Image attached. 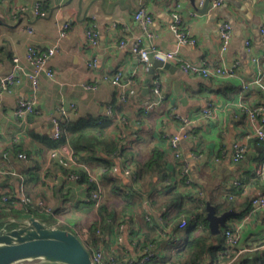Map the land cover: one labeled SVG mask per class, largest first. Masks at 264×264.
<instances>
[{
  "label": "crops",
  "instance_id": "0c3cea01",
  "mask_svg": "<svg viewBox=\"0 0 264 264\" xmlns=\"http://www.w3.org/2000/svg\"><path fill=\"white\" fill-rule=\"evenodd\" d=\"M212 1L204 12L190 0L0 1L3 24L0 25V79L11 71L15 57L23 68V72L17 73L15 83L4 85L0 92V170L4 171L0 173V197H12V207L23 213L18 218L38 211L37 201L43 200L51 211L38 212L37 217L51 227L71 232V228L80 224V231L74 234L81 241L91 242L96 227L104 224V221L100 224V208L104 206L117 220L124 217L130 222L132 214L126 211L122 216L124 203L130 201L138 203L133 221L140 222L144 236V216L149 215L151 228H167L174 233L173 240L183 237L186 241L187 228L178 230L177 224L181 216L192 210L166 221L165 214L170 210L157 202L163 188L177 186L180 181L179 162L165 135L184 132L189 137L180 140V150L188 162L194 185L190 191H199L205 204L231 207L236 215L227 221V227L242 225L240 241L233 252L240 253L243 264H264V209L250 213L251 198L264 194V178L260 181L254 176L257 164L264 161V142L245 139L249 127L243 112V107L264 106V59H260L264 54V39L260 34L264 27V0H223L219 7L210 10ZM36 3L41 4L44 17L33 14ZM21 8L26 11L16 13ZM140 8L152 17L146 33L133 19L134 12ZM175 14L181 19L179 29L194 39L195 45L178 44L171 30ZM62 22H67L69 29L50 63L54 75L52 78L41 75L33 92L25 75L33 70L25 59L27 48L45 52L59 38ZM220 23L232 27L222 56ZM91 25L98 34L95 46L86 38ZM29 28L32 34L27 32ZM120 41L125 45L120 47ZM136 42L143 47L176 52L191 63L213 62L221 56L226 68L234 69L236 75L203 79L185 74L177 64L170 63L169 70L156 69L150 79L148 70L131 51ZM245 42H249L250 50ZM93 61L94 67L89 66ZM118 72L123 83L129 80L137 83L131 87L133 91L126 102L120 101L112 82ZM155 82L159 84V94L153 93ZM82 85H95L96 89L87 91ZM33 95L37 99L35 113L21 122L14 116L16 103ZM145 102L152 104L147 112ZM71 104L76 106L74 111H70ZM109 105H113L116 115L105 131L106 139L120 147L116 155L96 147L95 159L86 165L101 192L100 203L95 207L85 202L89 191L86 184L66 179L57 162L51 159V149L44 139L50 138L51 118L59 106L68 109L69 121L75 123L81 119H106ZM208 105L212 106L211 118L201 113ZM178 118L188 122L184 131H180L182 124ZM237 142L246 146V154L243 160L233 163L231 154ZM62 148L70 151L67 145ZM154 151L159 152L157 160ZM18 154L26 155L27 159H19ZM150 164L156 167L154 171L139 168ZM126 167L136 173L140 185L123 174ZM236 182L241 185H235ZM132 188H137L141 201L132 197ZM229 196L233 199L229 200ZM187 202L184 200V204ZM136 231L132 228L134 238ZM106 234L102 250L108 257L120 256L122 247L131 256L135 253L131 238L125 236L120 246L112 230ZM161 248L156 261L168 257Z\"/></svg>",
  "mask_w": 264,
  "mask_h": 264
},
{
  "label": "built area",
  "instance_id": "2783aa9c",
  "mask_svg": "<svg viewBox=\"0 0 264 264\" xmlns=\"http://www.w3.org/2000/svg\"><path fill=\"white\" fill-rule=\"evenodd\" d=\"M4 1V0H0ZM205 0H196L195 6L197 9L203 8ZM223 0H213L210 4V10L215 9L219 7L222 4ZM25 8L19 9L16 13L25 12ZM35 17H44L45 12L41 8L40 3H36L33 6L32 10ZM133 19L135 22H137L145 31L147 32L148 27L152 24V17L151 15L144 9L140 8L133 14ZM62 19L59 18V21ZM174 23L171 25V30L176 34V38L178 40L179 45H195V40L188 37L184 32H182L179 28L181 25V19L178 15H173ZM69 29V24L67 22H62L60 26V32H59V38L53 44L51 47L47 48L45 52H39L33 47H28L25 59L27 62L33 67V70L30 73L25 74L28 80L31 82V87L33 92L36 91L38 80L41 75L46 76L47 78L53 77V70L51 68V60L57 53L59 49L60 41L63 37H65L67 30ZM29 34H32V30L29 28L27 30ZM232 34V27L228 23H220L218 26V37L220 40V55L226 51L230 37ZM260 34L264 39V27L260 29ZM86 38L88 42L95 46L98 43V34L94 28V26H90L86 31ZM125 42L120 41L119 46H124ZM245 46L247 50H250L249 48V42H245ZM133 55L135 56L137 62L139 64H142L145 66L144 68L146 70L149 69L151 66V63L149 62L150 56L153 60L160 61L162 63H172L177 64L179 69L184 72L185 74H191L203 79H210L215 77H234L236 75L235 70L231 68H226V66L222 62V57L219 56L216 60L213 62H207V61H201L199 63H191L188 61H185L181 59L176 52H170L165 51L157 47H143L140 42H136L132 49H131ZM260 59H264V54L260 56ZM13 65L11 71L2 79H0V92L1 89L4 88V85L6 84H12L16 81V76L18 72H23V68L19 64V59L17 57L13 58ZM95 62L89 63V66L94 67ZM113 84L117 88V95L121 102H126L128 97L131 95L133 89L131 87L136 86L135 80H129L125 83L121 80V73L118 72L115 74L113 78ZM83 89L87 91H94L96 89L95 85H82ZM127 87V88H126ZM127 89V92H126ZM153 93L159 94V84L157 82L154 83L153 87ZM37 103L36 96H32L30 98H21L17 101L15 110H14V116L21 122H26L27 118L35 113V106ZM152 107V104L150 102H145V111H149ZM76 109V106L74 104L70 105V111H74ZM243 112L246 114L247 123L249 127V131L245 136V139L249 138H256L257 140L264 142V106H260L255 109H249L247 107H243ZM202 116L205 118H211L212 113V106L208 105L207 108H205L203 111H201ZM69 111L68 109L64 108L63 106H59L57 108V112L54 116L51 118V126L52 130L50 133V139L53 142L58 141L63 134V126L62 122L65 120H69ZM106 116L109 118L114 117V111L111 107V105L106 107ZM180 123L182 124V128H180V131L185 130V126L188 124L186 119L178 118ZM189 134L184 133L181 135H170L166 134L165 138L167 141V144L171 151L173 152V155L176 160L179 162V168L181 169V175L184 179V184L188 188H192L194 190V187L192 185V179L189 174V165L187 160H185L182 157V153L180 150V140L182 138H188ZM63 145L59 146L55 149L50 150V157L52 160L57 162V164L62 167L63 169L67 170H74L75 168L82 167L84 170H86L87 175L89 176V180L95 184V182L92 180V178L89 175V172L87 170V167L83 166L76 156H74L70 151L63 150ZM246 154V146L242 144L241 142H237L233 145V150L231 154V160L233 163H238L241 160L244 159ZM17 157L19 159L26 160L27 156L23 154H18ZM4 171L0 170V173ZM123 174L126 177H129L133 182H136V173L133 174L131 168L126 167L123 170ZM254 176L258 180L262 181L264 178V161L257 164ZM67 180L77 182L78 176L75 174L66 176ZM180 183V181L178 182ZM235 185L240 186V182H236ZM196 197L198 196V199L202 200L201 206L197 208L196 210L190 212L189 214L181 216V218L178 220L177 229L182 230L187 228L189 225L197 224L201 220V215L205 210L206 204L204 203V199L202 198V194L199 191H191ZM229 200H232L233 197H229ZM9 200L8 196H2L0 197V207L4 206ZM101 200V192L97 186V183L95 184L94 189H89L88 194L86 196L85 202L88 205H93L97 207ZM251 210L250 213H254L256 211H259L261 209H264V194L263 195H257L251 198L250 200ZM36 207L38 210H40L43 214H49L50 209L47 207L45 202L43 200L37 201ZM132 220H129L127 218H121L118 223L115 225L113 229V238L115 242L118 245H122L124 242V238L132 240V244L134 247L135 253L131 256L127 253V250L125 248H121L122 254L120 256L113 255V256H107L102 250L103 241L106 240V238L100 233V231H96L93 237L94 246H91L89 252L91 259L94 264H153L156 261L157 254L159 252V248L162 247L164 241L166 239H169V241H175L174 239V233L167 228H156V235L154 236V240H145L144 239V230L142 231V227L140 225V222H134ZM144 222H147V224L151 227L150 223V216L145 215L144 216ZM129 224V226H128ZM132 228H136L137 236L135 238L133 237ZM241 230L242 225L237 224L234 225L231 228H224L222 229L223 236L225 239V243L228 246L227 252H231L236 248L240 241L241 236ZM123 246V245H122ZM240 253H235L234 257L226 264H234V262L238 259Z\"/></svg>",
  "mask_w": 264,
  "mask_h": 264
},
{
  "label": "trees",
  "instance_id": "16d2710c",
  "mask_svg": "<svg viewBox=\"0 0 264 264\" xmlns=\"http://www.w3.org/2000/svg\"><path fill=\"white\" fill-rule=\"evenodd\" d=\"M114 116L115 110L113 105H111ZM109 117H106L104 120H91V119H81L75 123L70 122L69 120H65L62 122L63 126V134L62 137L56 141L53 142L50 138H45V142L48 143L49 148L55 149L62 145H67L68 148L71 150L72 154L78 158V161L86 167L87 163L93 159H95V148H102L107 152L108 154L116 153L119 149V144L115 142H110L106 139L105 131L113 124V122ZM257 143H260L261 141L256 140ZM159 156L158 151H154V160H157ZM178 161V160H177ZM157 166V164H156ZM160 166V165H159ZM60 167V166H59ZM64 173L65 176L75 174L78 176V183L86 184L88 189H94L95 184L89 180V176L87 175L86 170L84 168L79 167L75 168L74 170H67L60 167ZM139 168L142 169V171L146 170H155V166L150 165H143L139 166ZM179 174L181 175V169H179ZM138 176V174H137ZM139 180V177L137 178ZM135 183V182H134ZM140 185V181L136 182ZM241 185V184H240ZM194 186V185H193ZM133 187V186H132ZM137 188H132L131 194L132 197H137L139 201H141V196L137 195ZM134 192V193H132ZM159 206L165 205L168 207L169 213L165 214V220L170 221L173 218L179 217L181 214L194 211L197 208L201 206L202 200L195 199L196 195H194L190 188L186 187L184 184V179L180 178V183L177 186L174 187H166L163 188L160 192ZM9 197L8 202L0 207V220L6 219L9 217L18 218L22 211L15 210L12 205V197L9 195H5ZM195 196V198H194ZM231 197V196H229ZM228 197V198H229ZM184 200H188L187 203L184 204ZM205 203V201H204ZM138 203H131L130 201H126L124 203L125 207L123 209V214L120 212V215L125 216L124 212H128L129 214L134 215L136 214V206ZM215 208V213L217 215H220L226 211L231 210V207H228L224 204H213ZM176 209L174 214L171 213L172 210ZM19 211V212H18ZM191 211V212H192ZM205 211V210H204ZM36 212V213H35ZM32 214L31 212H27L25 214L29 216H36L38 215V212L40 210L36 211ZM100 216L102 218V221H100V224L96 227L94 230L95 232L98 230L103 236L107 235L106 233L110 230H112L115 227V225L118 223L119 220L115 219V214H111L106 211V208L102 206L100 208ZM201 222H198L197 224L189 225L187 227L186 231V241L183 244V246L178 247L173 250L171 256L168 258H165L161 261H155L153 264H226L228 263L235 255L236 252H227L228 246L225 243V239L223 236V232L219 235H212L208 228V223L205 220V217L203 216V213L201 215ZM110 218V219H109ZM124 218V217H123ZM106 219V220H105ZM107 221V222H105ZM145 228V240H152V238L157 234L156 233V227L153 226L151 228L147 222H144ZM102 226V227H101ZM9 227H13L12 225ZM155 227V228H154ZM225 228L227 227V224ZM153 233V236L151 237V232ZM94 232V233H95ZM92 234L91 242L89 241H83V245L90 250L91 246H94L93 237L95 234ZM190 233H193V235L190 236ZM155 238H153L154 240ZM103 244H105V241H103ZM234 264H243L242 261H240V255L238 259L234 262Z\"/></svg>",
  "mask_w": 264,
  "mask_h": 264
},
{
  "label": "water",
  "instance_id": "95a60500",
  "mask_svg": "<svg viewBox=\"0 0 264 264\" xmlns=\"http://www.w3.org/2000/svg\"><path fill=\"white\" fill-rule=\"evenodd\" d=\"M210 0H205L204 12ZM194 3L195 0H190ZM0 25H3L0 21ZM148 69L150 79L156 69L169 70L170 63L153 60ZM147 91V89L145 90ZM205 219L212 235H219L227 221L236 215L229 210L220 215L206 203ZM13 227H9V226ZM0 264H94L89 250L76 234L69 230L54 228L40 217L25 216L0 220Z\"/></svg>",
  "mask_w": 264,
  "mask_h": 264
},
{
  "label": "rangeland",
  "instance_id": "374dc122",
  "mask_svg": "<svg viewBox=\"0 0 264 264\" xmlns=\"http://www.w3.org/2000/svg\"><path fill=\"white\" fill-rule=\"evenodd\" d=\"M80 224L79 225H76L75 228H71L72 229V232L75 233L76 231H80ZM176 243H173V242H170L169 239H166L162 245V248L163 250H165V254L169 256H171L173 250L178 247V246H181L183 243H185V238L183 237H180V238H177L176 240Z\"/></svg>",
  "mask_w": 264,
  "mask_h": 264
}]
</instances>
